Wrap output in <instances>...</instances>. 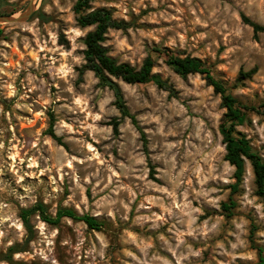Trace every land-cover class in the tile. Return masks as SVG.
Wrapping results in <instances>:
<instances>
[{"label":"rangeland","instance_id":"374dc122","mask_svg":"<svg viewBox=\"0 0 264 264\" xmlns=\"http://www.w3.org/2000/svg\"><path fill=\"white\" fill-rule=\"evenodd\" d=\"M30 0H8L19 16ZM74 0H38L25 21L0 23V264H257L264 255V198L253 168L229 202L235 167L219 130L222 98L201 74L183 78L163 58L154 82L118 80L147 146L113 91L93 71L81 75L84 38ZM126 30L110 29L105 46L140 66L153 46L202 58L241 102L258 107L239 125L264 157V0H95ZM256 71L241 81L240 72ZM55 117L53 138L48 129ZM120 120L115 133L113 120ZM42 201L103 221L90 229L33 215V237L20 211ZM18 250V251H14Z\"/></svg>","mask_w":264,"mask_h":264},{"label":"trees","instance_id":"16d2710c","mask_svg":"<svg viewBox=\"0 0 264 264\" xmlns=\"http://www.w3.org/2000/svg\"><path fill=\"white\" fill-rule=\"evenodd\" d=\"M74 1V10L78 24L82 27L94 26V29L90 30L84 38L86 46L84 49L85 63L81 67V75L87 70L93 71L99 79L100 85L108 87L113 91L115 105L121 112L120 118L128 117L131 119L132 123L141 132L145 147L147 146L145 132L139 125L136 116L129 110L118 80H123L130 84L154 82L160 89L169 91L174 96L178 93L174 85L167 79L162 78L161 75L153 72L158 58H163L164 62L183 78H187L190 74H201L222 98V106L226 111L219 130L226 148L225 159L235 167L234 178L236 179L231 185L229 202L225 201L222 203L223 211L227 215H230L232 209L237 205L233 195L239 191L246 172L247 162L251 164L255 175L256 194L264 198V157L253 148L247 136L238 129L239 125L246 122L248 112L257 111L259 108L245 104L236 98L230 92L226 83L216 77L210 66L198 56L182 55L168 47L153 46L149 48V53L140 66H134L129 62H120L109 54L104 42L106 34L110 29L126 30L131 26L130 22L115 18L111 8L101 7L90 10L91 3L95 0ZM7 2L8 0H0V6ZM3 14L10 13L1 11L0 9V15ZM244 20L252 25L256 32L264 30V27L247 16H244ZM255 71V69L249 72L241 71L238 80L241 81L245 77H250ZM120 123L118 119L113 120L112 124L115 133L119 132ZM54 126L55 117L52 114L48 133L53 138L61 141L55 132ZM33 215H39L44 222L53 226L60 225L62 219L65 217L83 221L90 229L100 230L103 225V221L96 216L88 213L80 214L70 207H60L56 213H52L44 202L38 201L30 207L22 208L20 211L23 224L29 231V240L33 237L34 233L31 222ZM257 264H264V255L260 247L259 262Z\"/></svg>","mask_w":264,"mask_h":264},{"label":"water","instance_id":"95a60500","mask_svg":"<svg viewBox=\"0 0 264 264\" xmlns=\"http://www.w3.org/2000/svg\"><path fill=\"white\" fill-rule=\"evenodd\" d=\"M38 0H30L27 9L19 16L14 15H0V23L21 22L27 20L34 12Z\"/></svg>","mask_w":264,"mask_h":264}]
</instances>
